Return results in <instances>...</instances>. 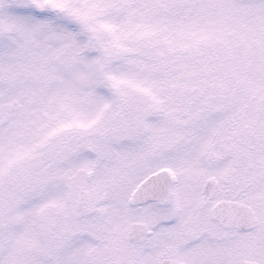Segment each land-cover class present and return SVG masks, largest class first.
Instances as JSON below:
<instances>
[{
    "label": "snow or ice",
    "instance_id": "6c2138e0",
    "mask_svg": "<svg viewBox=\"0 0 264 264\" xmlns=\"http://www.w3.org/2000/svg\"><path fill=\"white\" fill-rule=\"evenodd\" d=\"M0 264H264V0H0Z\"/></svg>",
    "mask_w": 264,
    "mask_h": 264
}]
</instances>
